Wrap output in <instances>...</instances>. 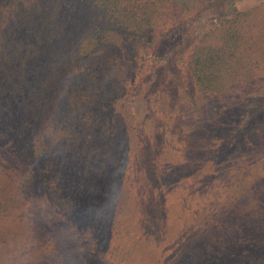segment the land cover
<instances>
[{
    "label": "trees",
    "instance_id": "1",
    "mask_svg": "<svg viewBox=\"0 0 264 264\" xmlns=\"http://www.w3.org/2000/svg\"><path fill=\"white\" fill-rule=\"evenodd\" d=\"M236 2L0 0V264H210L212 240L227 242L246 226L238 245L264 252V69L254 72L255 61L238 57L247 40L237 26L248 12ZM165 5L181 13L171 26L223 8L215 27L171 48L169 80L159 83L179 97L173 123L184 110L189 134L201 124L213 129L200 140L212 153H221L216 132L230 110H243L241 126L252 124L209 175L199 145L173 159L174 146L153 139L163 113L148 110L136 122L123 111L125 90L114 91L137 77L153 82L142 74L149 53L167 47L169 31L159 25L168 23ZM212 33L219 43L207 39ZM150 95L161 111L171 102L156 89ZM208 96L224 104L212 110ZM237 133L234 127L228 140ZM245 145L252 150L242 154ZM185 160L198 170L188 172ZM193 175L200 178L180 189L202 204L182 200L188 195L161 200ZM29 200L60 218L59 232L18 212Z\"/></svg>",
    "mask_w": 264,
    "mask_h": 264
},
{
    "label": "rangeland",
    "instance_id": "2",
    "mask_svg": "<svg viewBox=\"0 0 264 264\" xmlns=\"http://www.w3.org/2000/svg\"><path fill=\"white\" fill-rule=\"evenodd\" d=\"M237 8L239 9V13L242 14V12H248L245 18H243L240 22L237 28L243 32L241 35L245 37L247 40L246 44L243 45V49L241 51H237L238 57L242 55L243 58L251 59L257 63L256 72L259 70L260 72L264 69V0H238L236 2ZM165 10L167 11L169 18L168 23L165 25L159 23L160 29L164 28L165 30L169 31V37L167 36V40L165 42L166 49H157L153 52L149 53V56L146 57L145 60V69L143 70L142 78L150 77L152 76L151 80L153 81L149 87L146 86V84L141 83V80H139L140 77H137L138 79H135V83H131L128 81L126 83V86L123 87L115 86L114 91L117 94V97L120 95L121 90H125L123 94L120 95V99L122 100V106L124 108V113L130 114V117L133 116L136 122L140 121L143 122V118H147L148 116H145L147 114V111L150 110V112L153 113V115L156 117L157 113H163L162 118H160L159 122V133L153 135V139L157 137V135L160 136V139L163 141V146L166 150L168 149L169 145L174 146L172 150L169 151V156L173 159H176L177 156L181 158V156L184 158V154L182 153L186 148L188 147H195L200 146L201 150H197L198 153H208V157L205 159V162L202 163L204 165V172L208 171V175L210 171L213 169L215 164H220V162L225 159V155L228 154L229 151L236 148L239 140L241 137H243V134L248 130V127H252V124L246 125L245 127L241 126V123L244 118L243 110L239 108H235L230 110L228 113H226L223 116L222 123L219 127V130L216 132L217 136V147L219 149L220 154L212 153L210 150V144H208V141L206 138H202V142L204 144H208L207 147H204L201 144V137L204 135L205 132H209L210 129L207 124L203 125L201 124V128L195 132V134L191 135L189 134L188 126L189 122L185 121L188 115H186L185 111L182 110L180 112V122L179 123H173L171 117H175L178 113V103L175 102L177 98H179L177 95L174 97V93L169 89L170 86H168L169 83H165L164 85L159 84L160 82H165L169 80V73H168V66L170 62V57L173 56L176 52H171L172 47H176L178 42L184 41V35L188 34V37H190V41L192 34L195 32L198 36L203 35L204 31L208 27H215L213 24L218 23L219 17L222 16V10L223 8H218V11H210L204 13L205 15L200 17V19H196V21L190 20L187 22L174 23L175 26H171L169 23V20L173 16V13L181 14L180 11H177V8H174L173 12L172 9L169 6L165 5ZM181 9V8H180ZM163 18V17H162ZM241 19V18H240ZM162 20V19H161ZM227 24V23H226ZM194 39L197 40L198 37L193 35ZM220 35L218 34H210V37H206L208 40H211L210 42H220L221 40L218 39ZM197 37V38H196ZM166 50V51H165ZM188 53V49L186 50L185 54ZM184 58L181 61H178V64L181 67V74L182 76H185L186 73H184L187 69L185 67V62H183ZM150 72H149V71ZM259 81V79H257ZM159 81V82H158ZM158 82V84H157ZM184 82V81H183ZM185 84H189L190 87V77L185 78ZM188 86V85H187ZM157 90V92L162 93L163 97L168 98L171 102H165L162 106L163 111H161L158 108V103L154 105V97L150 95V92L153 90ZM169 89V91H168ZM182 92L185 91V88L181 90ZM170 95V97L167 96V94ZM148 96H151L149 100H147ZM174 99V100H171ZM182 100V104H184V107L188 105L185 98L180 99ZM208 100L211 102L212 110L218 109L219 105L224 104L225 100H215L213 96H208ZM213 102V103H212ZM264 102V101H263ZM163 103V101L159 102ZM189 106V105H188ZM150 107L155 108L154 110H151ZM187 108V107H186ZM260 118V117H259ZM131 120V118H130ZM183 124L182 127H180V124ZM236 128L238 130V137L235 139V141H230L229 135L232 132L233 128ZM209 128V129H208ZM218 128V126H217ZM264 130V129H263ZM243 131V132H242ZM258 135H261L262 130L259 132H256ZM219 138V139H218ZM262 142V141H261ZM259 144V142L257 143ZM264 144V143H263ZM238 147V146H237ZM216 148V146H215ZM259 147H255L257 150ZM196 150V148H195ZM252 149H248V147L243 146L242 154H245L247 151H250ZM254 150V149H253ZM213 155V157H211ZM252 156V155H251ZM249 156V157H251ZM213 158L214 161H210L209 159ZM187 163V161L185 160ZM193 162L190 160L189 163H187L186 168L188 169V172H193L198 170V164H195L192 166ZM233 166L232 163H227V166L230 167ZM186 175V173H185ZM199 175H193V177H186L188 178V181H183L179 186L172 187L171 193L167 194L166 189L163 193V197L161 200L168 201L169 204L177 200V196H187L186 198L182 199L184 201H188L191 199H195L197 202L201 203L200 196L191 195V192L188 194L186 189L182 190L180 189L182 185H190L191 182H194V178H198ZM200 178V177H199ZM175 178H173L174 180ZM179 181V180H175ZM200 194H205V190L201 189L199 190ZM167 194V195H166ZM225 195L223 194L222 197ZM193 200L190 201L189 204H195L196 202ZM180 201V200H179ZM178 202V201H177ZM202 204V203H201ZM168 205V204H167ZM186 207V206H185ZM184 207V208H185ZM189 211V210H187ZM18 212L21 214H24L27 216V218L32 219L34 221H37L40 223L41 226L45 227L47 230H49L50 226H55L56 233L59 232L58 225L61 222L60 218L52 214L50 211H46L45 207L37 203L35 200H29L27 201L23 206H21L18 209ZM46 217V218H45ZM43 221V222H42ZM179 227L182 228L181 223L183 220L179 223ZM217 227V226H216ZM215 227V228H216ZM251 227L246 226L243 231L240 233H235L232 235L227 242H223L220 240V237L222 235H219L215 237L212 242V245H208L207 250L209 251L208 260L210 264H264V252L261 251V249H258L255 245H249V244H242L239 241V237L244 234L246 231H250ZM54 232V231H53ZM221 232V231H220ZM55 234V233H54ZM165 236H167L168 240H173L175 233L174 232H165ZM114 242L118 243V239L114 237ZM261 254V259L258 258V254ZM263 260V261H261ZM87 264H100L97 260H92L90 258H87Z\"/></svg>",
    "mask_w": 264,
    "mask_h": 264
}]
</instances>
